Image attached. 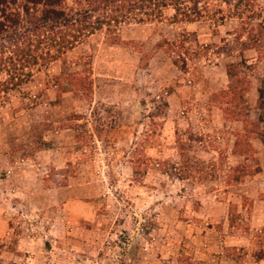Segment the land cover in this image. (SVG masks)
<instances>
[{"label":"rangeland","instance_id":"374dc122","mask_svg":"<svg viewBox=\"0 0 264 264\" xmlns=\"http://www.w3.org/2000/svg\"><path fill=\"white\" fill-rule=\"evenodd\" d=\"M169 14L95 32L0 99V264H264L254 20ZM241 58L244 114L223 94Z\"/></svg>","mask_w":264,"mask_h":264},{"label":"trees","instance_id":"16d2710c","mask_svg":"<svg viewBox=\"0 0 264 264\" xmlns=\"http://www.w3.org/2000/svg\"><path fill=\"white\" fill-rule=\"evenodd\" d=\"M257 1L0 0V99L29 82L35 71L95 32L105 29L114 35L122 25L161 21L167 12L174 22L207 20L222 24L228 16L248 22L254 20L241 44L254 48L257 59H264V19ZM251 66L254 68L241 58L228 63L225 69L228 85L223 94L239 97L240 114H244L243 97L247 86L243 70ZM258 79L256 106L260 112L257 120L250 124L252 129L264 119V76ZM258 134L264 142V133ZM263 249L257 252L258 259L264 257Z\"/></svg>","mask_w":264,"mask_h":264}]
</instances>
